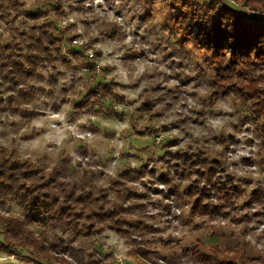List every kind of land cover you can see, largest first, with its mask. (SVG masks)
<instances>
[{
    "label": "rangeland",
    "instance_id": "rangeland-1",
    "mask_svg": "<svg viewBox=\"0 0 264 264\" xmlns=\"http://www.w3.org/2000/svg\"><path fill=\"white\" fill-rule=\"evenodd\" d=\"M173 1L0 0V55L24 59L29 29L42 22L60 37L46 48L52 60L37 62L20 86L0 77V146L45 171L60 166L68 179L121 205V218L139 222L117 231L91 228L70 242L82 256L65 257L71 264H227L231 258L264 264V254L246 239H264L255 236L264 225V107L256 101L264 93V61L244 74L253 77L245 82L248 98L221 91L217 65L184 36L189 11L180 18ZM220 1L264 23V0ZM91 67L97 80L88 78ZM97 82L106 84L98 87L102 109L91 111V98L83 96ZM29 87L31 96H21ZM109 107L121 116L108 115ZM202 182L208 193L202 201L214 212L192 210ZM223 184L235 190L233 202L222 196ZM26 211L12 201L0 204V215ZM84 213L76 218L82 228L91 221ZM0 264L25 263L0 253Z\"/></svg>",
    "mask_w": 264,
    "mask_h": 264
},
{
    "label": "trees",
    "instance_id": "trees-1",
    "mask_svg": "<svg viewBox=\"0 0 264 264\" xmlns=\"http://www.w3.org/2000/svg\"><path fill=\"white\" fill-rule=\"evenodd\" d=\"M173 2L179 6L175 9L181 13L180 18L187 19L182 14L187 15L185 10L189 11V21H187L189 25H185L187 28L184 29V36L187 37L188 34L204 58L210 59L204 60L205 62L217 65L215 84L221 91L230 88L231 92L239 94V98L244 100L243 95L248 98L251 93L245 82H251L253 77L247 78L244 74L264 61V23L258 22L254 16L242 17L235 11L228 10L220 0H174ZM49 26H51L50 22L46 21L33 25L29 29L30 40L25 46V49L29 51L24 59H19V56L15 59V55L10 53L5 56L0 55V77L9 78L11 86L24 83L28 75L36 72L37 62L52 60L49 59L51 53L46 48L53 40H60V37L55 35L56 27H53L52 31L48 29ZM72 50L76 54L81 52V49L75 47ZM31 52H35L34 55ZM35 54H39L43 59H35ZM63 56V53L58 55L61 62L62 59L65 62ZM97 77V72L94 67H91L88 78L94 81ZM232 77L235 80L232 81ZM96 84L95 88L88 90L83 96L91 98L92 103L89 107L91 111L102 109L99 106L101 98L99 100L98 98L103 94L101 95L98 87L100 85L103 89L106 84L101 82ZM30 90V87L24 89L21 92L23 94L20 93V95L31 96ZM13 98L12 95L7 96L8 101ZM256 98V101L264 107V93L258 94ZM105 110L108 115L118 117L122 114L110 107ZM256 113L258 112L254 111L251 114ZM256 124H264V121L261 124L256 122ZM182 157L183 162L187 163V157ZM205 174L200 173L202 178ZM68 176L70 175L64 173L60 166H54L49 171H45L35 163L18 157L13 148L7 149L0 146V204L12 201L27 210L23 215L12 213L0 215V253L17 257L25 264H71L65 257L72 256L80 260L82 256L78 255V252L75 253L70 242L79 236L90 235L91 228L96 230L110 227L117 231L123 229L120 225L122 223H139L121 218L125 213L121 205H115L104 194H94L90 189L92 187L83 183L81 179H68ZM209 179L210 177L207 182ZM198 187L192 210L204 213L214 212L212 204L202 201L203 197L208 196L205 192L206 184L202 182ZM227 188L225 184L221 186L224 192L222 196L226 202L230 203L233 202L236 194L233 188ZM182 193L184 196H187V193L192 196L188 189L187 192L186 189L182 190ZM200 208L202 211L199 210ZM82 212H85V217L91 220L87 221V228H82L83 224L80 225L76 219L83 215ZM105 219L110 221H104ZM31 224H38L42 229L36 232ZM50 227L72 228L74 232L64 236L62 232L57 233L52 230L48 235L46 229ZM23 250L28 253H21ZM229 253L233 254V252ZM235 259L237 258L226 259L225 263L235 264Z\"/></svg>",
    "mask_w": 264,
    "mask_h": 264
},
{
    "label": "clouds",
    "instance_id": "clouds-1",
    "mask_svg": "<svg viewBox=\"0 0 264 264\" xmlns=\"http://www.w3.org/2000/svg\"><path fill=\"white\" fill-rule=\"evenodd\" d=\"M96 5L104 4V0H94ZM117 3H119V0H117ZM109 17H112V13H108ZM128 40H131V37H128ZM99 47V45L97 46ZM110 50V49H109ZM109 63H112V61H109ZM127 80H124L123 83H127ZM231 110V109H229ZM58 119H63V117H56ZM0 119H3V117H0ZM4 129L0 127V131H3ZM3 144V141H0V145ZM6 146V145H4ZM27 159L28 157H24ZM261 233H264V225L261 226L260 230L255 233V236L259 237L261 236ZM248 241L251 242V246H253L259 253L264 254V239H261L259 243L256 242V240L253 238V236H249L246 238ZM14 259V258H13ZM160 264H165L164 261H160ZM181 264H184L183 261H181ZM190 264H195V262H190Z\"/></svg>",
    "mask_w": 264,
    "mask_h": 264
}]
</instances>
